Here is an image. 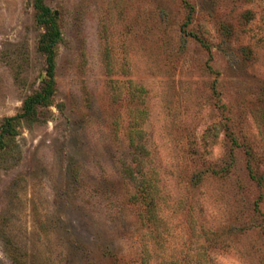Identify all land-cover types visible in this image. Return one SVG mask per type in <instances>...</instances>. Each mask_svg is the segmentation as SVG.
Wrapping results in <instances>:
<instances>
[{
  "label": "rangeland",
  "instance_id": "374dc122",
  "mask_svg": "<svg viewBox=\"0 0 264 264\" xmlns=\"http://www.w3.org/2000/svg\"><path fill=\"white\" fill-rule=\"evenodd\" d=\"M43 2L54 90L0 150V264H264V0ZM32 3L0 0V120L44 75Z\"/></svg>",
  "mask_w": 264,
  "mask_h": 264
},
{
  "label": "trees",
  "instance_id": "16d2710c",
  "mask_svg": "<svg viewBox=\"0 0 264 264\" xmlns=\"http://www.w3.org/2000/svg\"><path fill=\"white\" fill-rule=\"evenodd\" d=\"M32 7L35 25L42 28L37 39V50L44 57V75L40 79V85L37 89L32 90L22 99L19 111L13 115L1 118L0 150L4 149L14 136L15 128L19 121L33 119L39 108L49 104L53 95L56 54L55 47L59 39L56 16L50 11L49 7L43 2V0H33ZM129 144L130 146H134L136 150L135 153H139L141 155L140 157L148 156V151L144 149V147H141V145H135L132 141H130ZM124 170L128 172L129 175L132 174V168L128 167ZM219 171H224V168H221ZM210 172L215 173L216 170L210 169ZM154 173L155 171L151 167L149 170L141 172L139 180L137 181V193L132 195V200H135L137 198L135 194H138L140 201L145 205V218L153 224L155 223V220L150 209L155 204V198L158 197V188L154 183L157 179L152 176ZM199 178L200 177L197 174L193 175V183L196 184L199 181Z\"/></svg>",
  "mask_w": 264,
  "mask_h": 264
}]
</instances>
